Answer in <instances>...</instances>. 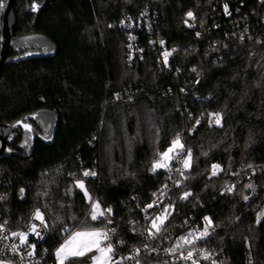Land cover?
I'll list each match as a JSON object with an SVG mask.
<instances>
[{
  "label": "trees",
  "instance_id": "1",
  "mask_svg": "<svg viewBox=\"0 0 264 264\" xmlns=\"http://www.w3.org/2000/svg\"><path fill=\"white\" fill-rule=\"evenodd\" d=\"M149 5L151 0H49L36 16L16 2V36L41 35L53 49L21 43L22 53L36 48L45 57L4 68L0 125L41 110L57 113L59 124L52 144L39 139L31 151L22 141L0 157V217L17 229L39 208L49 226L44 248L54 261L57 248L87 225L115 228L116 242L140 245L132 231L135 223L143 225L137 205L149 204L166 181V169H145L180 134L192 162L173 192L165 232L207 216L214 230L203 246L222 264H264V0H162L155 7V38L175 49L165 65L149 36L140 37L143 50L130 60L127 36L118 27L122 17H136ZM188 12L202 31L184 26ZM21 52L11 48V56ZM213 114L221 126L209 124ZM51 128L46 124L47 134ZM214 164L221 168L215 176ZM253 169L260 170L255 177L223 193ZM85 171L96 175L85 177ZM77 181L92 201L112 209V223L91 220V202ZM185 192L192 195L181 199ZM85 262L78 258L76 264Z\"/></svg>",
  "mask_w": 264,
  "mask_h": 264
},
{
  "label": "built area",
  "instance_id": "2",
  "mask_svg": "<svg viewBox=\"0 0 264 264\" xmlns=\"http://www.w3.org/2000/svg\"><path fill=\"white\" fill-rule=\"evenodd\" d=\"M161 2L162 0H151V5H149L144 12L136 17L124 16L119 22V29H121L127 36L126 40L128 41L126 48L130 60H133L134 57H137V53H140L143 50L140 44V37L143 36L151 37L149 38V43L160 52V63L164 65L167 64L164 61L165 52L171 53V55H169L167 58V62L175 52L174 48L168 49L167 43L162 38H160L159 36L158 38H155V34L157 33L156 27L159 25V14L155 7L160 6ZM223 9L224 12L228 14V7L227 12L225 11V5H223ZM184 26L190 30L199 27L202 31L204 28L203 25L200 24L197 16L194 13L192 17H189L186 14L184 19ZM140 34L142 36H140ZM161 41H163V43H161ZM208 121L211 126L222 125V120L219 125L215 123V117L210 118ZM171 169V171H165V184L168 186L167 189H164V184L160 191L154 195L152 201L150 202L152 203L154 200H157V202L160 203V201L162 200L163 203L160 204L161 208L169 203H171L172 205L173 192L181 188L183 179L185 178L187 172V170L183 169L182 164L180 162H177L176 160L172 161ZM176 169L183 170L184 175L181 176L180 173L176 171ZM259 171L260 170L253 169L250 172L244 173L242 176L236 177L234 181L229 182L225 186V188L223 189V193H231L233 191H236V187L238 184L242 183L244 179L250 180L252 177H255ZM91 176L93 175H89L87 177ZM169 176L171 177V179H169ZM177 183H179V187H177ZM229 188H231L232 190L228 191ZM162 189L166 193L163 196H161ZM145 206L137 205L136 210L142 217L143 225L140 223H135L132 230L134 237L139 240L140 245L130 244L127 246L124 240H119L118 242H116L114 238L116 236V230L114 233H109L110 241L107 242H110L114 247V261L119 260L120 264H192V261L195 260L197 264H213V261H215V264H222V260L218 257L215 251L203 246V243L211 237V228L209 229L210 235L204 239L195 240V244H186L182 248L178 249L175 253H169L165 251L166 249L174 247L178 239L181 236L187 235V233L189 232L195 231L196 235H199V231L203 230L205 224L204 218L201 219L200 224L196 222L188 225V228L186 229L181 228L176 231L174 230L165 232L164 230L155 239H150L146 238L147 232L145 231V228L149 224L150 219L153 218V215L159 214L160 209L153 207L145 212L142 211ZM169 210L172 211L173 208ZM34 213L35 212H33L29 219L23 222V224L17 229L13 228L8 220L0 217V225H3V228H0V262H2V264H57L56 261L52 260L48 250L44 248V245L47 242L49 236V226L47 229H45L39 220L33 219ZM110 216H108L107 218H101L103 220H107ZM146 217L148 219H146ZM194 220L195 217L192 216L191 221ZM45 221L47 222L46 218ZM33 223L37 225V231L41 233L43 239H40L30 231L31 225ZM108 229L113 228H107L105 230ZM14 232L27 233L28 235L26 242L21 243V239L19 236L12 235V233ZM5 236H7V239L4 238ZM190 239H195V236L190 237ZM181 243L183 242L181 241ZM13 245L18 246L15 251H13ZM30 245H35L36 247L32 248L30 247ZM145 245H147V247H145ZM136 249L140 250L138 255L136 254ZM189 251H193L192 258L190 260L182 259L181 256H186ZM30 252L32 253V255H29ZM204 254H208L210 258L208 260H205L203 258ZM133 256H135V259H124L125 257Z\"/></svg>",
  "mask_w": 264,
  "mask_h": 264
},
{
  "label": "snow or ice",
  "instance_id": "3",
  "mask_svg": "<svg viewBox=\"0 0 264 264\" xmlns=\"http://www.w3.org/2000/svg\"><path fill=\"white\" fill-rule=\"evenodd\" d=\"M2 7V5H0ZM33 10H36L35 6ZM225 11L227 12V5H225ZM187 15L189 17L193 16L192 12H188ZM199 35V33H197ZM163 43V41H161ZM171 55V53L165 52L164 53V61L167 63V58L168 56ZM215 117V123L220 124L221 122V117L219 114H213ZM199 123V121H197ZM25 128H28L30 130V126L25 124ZM158 158L153 160L152 167L150 168V171L152 173H156L158 169H166L168 171H171V162L173 160H176L177 162H180L182 164V167L184 170L190 169L191 168V162H192V152L191 149L189 148L186 152L184 153V144L181 142V136L180 134H177L176 137L172 140L171 146H169L165 151L159 152L157 154ZM220 166L219 165H212V175L215 176L218 174ZM180 173L181 176L184 175V171L181 169H176ZM85 177L89 175H96L95 172H90V171H85L83 173ZM169 179L171 177L169 176ZM77 187H79L81 190L84 191L85 197L90 201V207L91 211L89 213L90 218L92 221H98L101 220V217L107 218L108 216L111 215L112 209L107 208V209H102L101 204L98 201H92L91 195L88 193L87 189L84 186L83 181H77ZM167 185H164V189H167ZM177 187H179V183H177ZM249 188H253L254 186L252 184L247 185ZM232 189L229 188L228 191H231ZM23 191V189L21 190ZM166 193L164 190H161V196L165 195ZM46 195V193H45ZM155 195V193L153 194ZM192 193L190 192H185L181 199H187L189 196H191ZM2 198V197H0ZM245 200L248 199L247 196L243 197ZM159 200V198H158ZM163 203L162 200L160 203L157 202V200H154L152 203L147 204L142 211H147L148 209H151L153 207L159 208V214H154L153 218L150 219L149 224L146 226L145 231L147 232V237L150 239H155L162 231L166 230L165 229V224L168 221V217L172 215V212L169 209H172L173 206L171 203L164 205L162 208L160 207V204ZM174 210V209H173ZM261 215H264L262 213ZM33 219L39 220L40 223L44 226L45 229L48 228V224L45 221V215L39 208L36 209ZM146 219H148L146 217ZM204 227L202 231H199V235H196V232H189L185 236H181L178 241L176 242V245L170 249H166V252L169 253H175L178 249L182 248L186 244H195V240L199 239H204L207 236L210 235L209 229L213 228V223L210 217H204ZM103 222V221H101ZM257 222L259 223V217ZM107 223H112L111 219H107ZM0 228H3V225H0ZM30 231L34 233L37 237L40 239H43V236L39 231H37V225L32 224ZM114 233L115 228L113 229H100L96 227L92 228H85L83 230H77L72 232L71 236L64 241V243L56 250L55 255L57 256L59 264H65V261H72V264H76V261L78 258L85 257L87 256L90 252H93L94 250L96 251V255L90 256L89 259L92 261V264H120L119 260H113L114 256V247L110 242V235L109 233ZM13 236H19L21 239V243H25L27 239V233L25 232H14L12 233ZM195 239H190V237H194ZM7 239V236L4 237ZM181 241L183 243H181ZM107 242V243H106ZM122 243V241H121ZM13 251H15L18 246L13 245ZM30 247L35 248V245H30ZM147 247V245H145ZM155 250V249H153ZM139 249H136V254H139ZM29 255H32L30 252ZM193 251H189L186 256H181L182 259L184 260H190L192 258ZM203 258L205 260H208L210 257L208 254H204ZM124 259H135V256L133 257H125ZM2 264V262H0ZM86 264V262H85ZM192 264H197L195 260L192 261ZM213 264H215V261H213Z\"/></svg>",
  "mask_w": 264,
  "mask_h": 264
},
{
  "label": "water",
  "instance_id": "4",
  "mask_svg": "<svg viewBox=\"0 0 264 264\" xmlns=\"http://www.w3.org/2000/svg\"><path fill=\"white\" fill-rule=\"evenodd\" d=\"M17 1L25 2L27 11L33 15L35 14L36 16H38L41 13V11L49 2V0H0V5H2V7H0V30L2 29V31L0 32V78L6 65L15 62H21L24 60H30L37 57H45V55H42V53H40L36 48H31L33 50H30L8 61V58L10 57L11 54L10 51L11 47L16 45L17 43L37 41L40 44H46L53 49L52 45L47 41V39L41 35H32L26 38L16 37L17 19L15 16L14 7ZM34 6L36 10H33ZM37 119H42L46 124H49L50 127H52L48 134V138L40 139V140L49 145L53 143V141L55 140V135L59 124L58 114L55 112L41 110L34 114L28 115L14 123L0 125V144H1L0 156L1 157L6 152V140L9 137V135L14 133L19 128L25 129L24 127L25 124L32 126L30 122L35 121ZM3 129L7 130L5 136L2 135ZM34 144H35V138L33 139L31 151L33 150ZM6 155H11V154H6ZM253 191L254 192L251 196V201L257 197L259 188L253 189Z\"/></svg>",
  "mask_w": 264,
  "mask_h": 264
},
{
  "label": "flooded vegetation",
  "instance_id": "5",
  "mask_svg": "<svg viewBox=\"0 0 264 264\" xmlns=\"http://www.w3.org/2000/svg\"><path fill=\"white\" fill-rule=\"evenodd\" d=\"M1 31H2V29L0 30V32ZM12 47H17L18 52H21L24 49V47L21 46V43H17L16 45H14ZM29 47H31V46H29ZM22 54H24V53L21 52V55ZM17 56H20V54L18 53L15 56H11V54H10L8 61L12 60L13 58H15ZM30 123L32 125V126H30V130L28 128H25V129L19 128L14 133L9 135V137L6 140V152L4 153V155L9 154L11 152H14L16 149L15 148L16 145L20 144L22 141L24 144L26 143V145H29L30 147H32V143H33L34 138H35V142L39 139H47L48 138L46 123L42 119H37V120L32 121ZM6 132H7V130L3 129L2 135L5 136ZM44 132H46V133H44ZM0 147H1V144H0ZM25 151H27V150H25Z\"/></svg>",
  "mask_w": 264,
  "mask_h": 264
},
{
  "label": "rangeland",
  "instance_id": "6",
  "mask_svg": "<svg viewBox=\"0 0 264 264\" xmlns=\"http://www.w3.org/2000/svg\"><path fill=\"white\" fill-rule=\"evenodd\" d=\"M181 142H182V141H181ZM184 151H185V150H184ZM112 160H113V156H112L111 153H110V155H109V159L107 160V162H108V163H111ZM171 164H172V162H171ZM151 167H152V164L149 165V167L146 168L145 171H146L147 173H149V172L152 173V172L150 171V168H151ZM161 170H163V169H158L157 172H159V171H161ZM220 170H221V168H219L218 172H219ZM84 186H85V185H84ZM79 189H80V188H79ZM80 190H81V189H80ZM81 191H83V190H81ZM83 193H84V191H83ZM101 208H102V207H101ZM85 228H92V226H90V225L88 226V225H87V226H84V227H83L82 229H80V230H83V229H85ZM70 236H71V235H70ZM70 236H69V237H70ZM69 237H68V238H69ZM68 238H67V239H68ZM63 243H64V242H63ZM63 243H62V244H63ZM62 244H61V245H62ZM61 245H60V246H61ZM60 246H59V247H60ZM59 247H58V248H59ZM58 248H57V249H58ZM55 253H56V251H55ZM96 254H97V253H96V251L94 250L93 252H90L87 256H85V257H81V258H88V260L90 261L89 264H92V261L89 259V257H90V256H93V255H96ZM55 258H56V263L59 264L56 255H55ZM67 262H68V261H65V264H66Z\"/></svg>",
  "mask_w": 264,
  "mask_h": 264
}]
</instances>
